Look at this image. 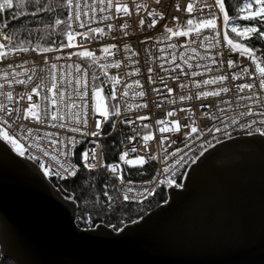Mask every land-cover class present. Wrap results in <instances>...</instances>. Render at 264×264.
Masks as SVG:
<instances>
[{"label": "built area", "instance_id": "obj_1", "mask_svg": "<svg viewBox=\"0 0 264 264\" xmlns=\"http://www.w3.org/2000/svg\"><path fill=\"white\" fill-rule=\"evenodd\" d=\"M124 2L128 3L132 9L131 16L124 17L122 14H116L114 9L105 13L97 11L94 14L95 19L86 23L84 28H80L79 23L88 21V17H82L81 21L71 22L68 20L66 7L68 23H72V28L69 30L83 33L89 28L99 27L104 30L103 34L89 32L87 38L77 35L75 45L71 48L58 46L53 47V49H59L58 51L39 52L33 51L34 47H29L28 52L11 54L0 59V84L4 85L0 91H12L14 99L18 101L13 104L7 101L4 96H0V103L7 104L9 108L19 107L21 110L29 103H37L40 105L37 111L45 121L37 123L34 120H25L22 118L23 111H21L19 120H16L17 114L13 113L7 124L0 122V128L8 131L13 139L17 140V144L23 152V155L21 153L19 155L40 165L44 164L45 167L42 168L44 175L45 168L53 173L45 175L48 180L50 178L61 179L54 174L56 171H60L66 177L64 179L76 176L81 168H86L81 159L82 153L95 150L96 159L92 160L90 157L89 162L95 164L96 167L104 166L106 168L107 174L115 179L114 191L120 199L136 203L150 196L145 192V189L151 190V195H154L163 186L167 197L166 184H169V181H179V185H181L183 174L188 165L210 143L221 138L259 133L255 129L264 127L259 123L264 117L241 115V113L246 112L248 107L257 113L264 111V91L258 86L259 80L255 76L249 75L254 72L255 68L251 58L242 56L238 51H233L223 40L221 31L223 17L215 0H161L160 4H157L155 0H124ZM188 2L195 4V10L191 15L184 11ZM136 4L147 5V9L142 8L137 13ZM176 5L180 6V10H177ZM207 5H211V7ZM153 9L161 12L164 18L157 19L156 26L149 28L147 22L151 20V17L147 16V11ZM109 12L116 18L101 19ZM141 17L146 20L144 27L139 26ZM173 17L177 19H173ZM203 18H215L217 27L203 29L199 34L190 31L187 35L179 36L167 32L165 28V26L171 27L174 32L188 31V19L199 21ZM124 23L129 25L127 29L121 28ZM109 24L113 25L111 30L108 28ZM0 25L3 24L0 23ZM0 33L6 35L4 27H0ZM0 42L7 43L3 40ZM67 43L66 39L65 44ZM111 45H115V47H110ZM125 45H128L127 49ZM105 47H109V52L103 51ZM83 51L91 52L93 56H80L79 53ZM56 57H60V59H56ZM84 59L98 67L111 86V94L112 92L116 93L114 102L115 106L119 107L120 115L114 116L111 130L105 135L102 133L105 120L95 112L96 101L89 99L94 88L98 87L93 86L92 74ZM229 60L233 61L234 67H228ZM116 63H119V67L112 66ZM9 64L13 65V68H9ZM52 64L56 65L55 69L52 68ZM17 65L19 67H16ZM77 65L79 70H77ZM149 68L152 69L151 72H149ZM244 68H248L249 74H241ZM5 73L8 74L7 79ZM17 73L19 75H16ZM237 74L240 75L233 80L232 76ZM14 75L16 79L20 80H27L28 76L34 78L28 84L13 83L9 87V82ZM53 75L57 88L49 92L48 87L53 82ZM221 75L226 76L227 79L223 82L218 81L216 84L203 83L205 80L215 79ZM41 77L44 78L45 87L42 90L37 89L39 94L33 95L32 101H28L26 97L20 100L19 94L31 92V89L41 82ZM112 77H115V81L111 79ZM149 77H151V82ZM137 81H139V85H137ZM244 83H253L255 87L252 90L240 91L237 86ZM225 87L229 90L220 92L218 96L210 95L197 98L198 93L219 91ZM168 88L172 89L171 93L168 92ZM141 91L144 92V96L137 95ZM60 92L64 93L63 99L59 95ZM78 92L86 94L84 99L89 107H69L73 104H82L80 96L77 95ZM125 92L127 95H124ZM253 93L256 94L254 99H241V97H248ZM101 96L103 97L102 93ZM182 96L186 99L181 100ZM104 102L103 97L102 103L104 104ZM77 111L88 113L87 127L75 124L71 113ZM168 112H173L174 115L168 116ZM54 113L62 116L63 120L53 121L51 116ZM139 116H147L148 119L139 120L137 119ZM5 119L8 118L5 117ZM14 120L15 123H13ZM158 120H165L168 123L167 125L158 124ZM232 120H235L236 123L233 124ZM254 120L257 123L253 124L251 129L246 127ZM97 121L102 123L101 134L96 137L85 134L97 131L95 127ZM125 121L133 123H125ZM172 121H178L181 125L179 132L161 133L159 131L161 127H172ZM56 123H65L67 127H53L52 125ZM145 124L149 127L145 128ZM186 124L197 127L198 132L186 136L185 133L190 132V128L183 127ZM20 125H23L24 129L31 128L32 133H26ZM77 126L81 127V132L70 130L71 127ZM119 126L123 128L125 138L118 144L116 159L106 162L102 155V142ZM209 129H213V131L209 132ZM215 129H220V131H215ZM147 133H151L154 139L147 142L148 146L145 149L142 137ZM198 135L199 139L196 138ZM129 137H135V139L130 142ZM163 137H167V139L161 144L160 141ZM51 139L62 141L61 144L55 146L57 150L54 153ZM36 145H39L40 148L38 149ZM132 147H136L137 151L131 152ZM43 149L57 155L60 164L74 165L76 174L68 176L60 164L43 155ZM61 150L67 155H60ZM125 151L129 152V159L143 156L145 160L143 164L153 161L148 177L145 179L130 177L129 165L119 159ZM153 155L156 159H149ZM109 165H119V168L113 172L109 169ZM165 169L168 171H164ZM135 170L138 175H144L146 172L144 168ZM173 187L179 188L180 186ZM128 188H132L133 191L127 192ZM125 195L130 199L125 200Z\"/></svg>", "mask_w": 264, "mask_h": 264}, {"label": "water", "instance_id": "obj_2", "mask_svg": "<svg viewBox=\"0 0 264 264\" xmlns=\"http://www.w3.org/2000/svg\"><path fill=\"white\" fill-rule=\"evenodd\" d=\"M194 159L180 187L166 184V200L137 220L116 231L101 223L84 229L75 224L76 203L0 138V257L14 264H264V135L221 138Z\"/></svg>", "mask_w": 264, "mask_h": 264}, {"label": "snow or ice", "instance_id": "obj_3", "mask_svg": "<svg viewBox=\"0 0 264 264\" xmlns=\"http://www.w3.org/2000/svg\"><path fill=\"white\" fill-rule=\"evenodd\" d=\"M155 2L157 4L161 3V0H155ZM64 4L68 9V20L71 22H77V21H81L82 17H88V21L86 22H81L79 23V27L80 28H84L86 26V23H90L95 19L94 14L99 11L100 13H105L108 10H113L116 14H122L124 17H128L132 15V9H130L128 3L124 2V0H91V3H89V0H64ZM215 4L218 6L219 10L221 13H224L223 15V20H224V24L225 26L228 25L229 22V15L228 13L225 11V3L224 0H215ZM37 5H39V0H37ZM18 4L14 3V0H0V13L5 12L6 10H11L14 9L15 7H17ZM208 7H211V5H207ZM177 10H180V6L176 5ZM147 9V5L144 4H136L135 5V10L137 11V13H139L140 9ZM195 10V4L194 2H188L184 11H186L189 15H191ZM55 9H53L51 6H37L35 8V10H33L30 15L33 17H38L41 13H45V12H54ZM247 11L248 14L243 16L242 19L244 20H249V21H260V22H264V0H247V2H245L243 4V6L240 8V12H245ZM90 13H92L93 15H89ZM19 15H26V13L21 12ZM147 16L151 17V20L147 22V27L152 28L155 27L157 24V19H163V14L161 12H157L156 10H148L147 11ZM212 16L214 17L215 14L213 13ZM18 16L16 14H13V19H17ZM116 18L115 15H113L111 12H109L108 15H103L101 17V19L103 20H109V19H114ZM173 19H177L176 17H173ZM65 21L62 19H55L54 24L55 26H60L62 24H64ZM146 25V20L145 18L141 17L139 19V26L140 27H144ZM187 26H188V31H176L174 32L173 29L171 27L165 26L166 31L169 33H172L173 35L179 36V35H187L188 32L190 31H194L197 34H199L203 29H215L217 27L216 24V20L215 18H203L200 19L199 21H194L193 19H188L187 20ZM0 27H7V24L4 25H0ZM68 29L72 28V23H68L67 25ZM129 27V25L127 23H124L121 25L122 29H127ZM108 28L111 30L113 28V25L109 24ZM89 32L92 33H99V34H103L104 30L102 28H89L88 31L83 32V33H77L74 31H66L65 32V37L68 41L67 44H61L60 48H71L75 45V38L77 35H81L85 38L88 37ZM231 33H234L236 35V37H239L241 40H253V39H260V40H264V29H262L261 27L255 26V25H251V26H245V27H239V26H232L231 27ZM125 35H127V33L125 32ZM205 39H208L207 37H205ZM0 40L6 41L7 43H2L0 42V59H3L11 54H18V53H22V52H28L30 49L29 47L24 46L25 41L24 40H20L18 43L14 44L12 42V39L7 36L4 35L3 33H0ZM223 40L227 42V45H229L231 47V49L233 51H240V54L242 56H247L250 57L252 60V63L255 65L254 68V72L249 74V70L248 68H244L241 71V74H249L250 76H255L258 80H259V88L264 91V63L262 62H257L258 61V57L255 55V51L252 47H248L243 43H238L235 42L234 39H231L229 37L228 33H225L223 36ZM30 43V42H29ZM80 47H83V45H80ZM110 47H115V45H111ZM125 48H128V45H125ZM33 51H39V52H52L54 50H59V49H53L52 47H44V48H39L37 46V48H33ZM103 51L105 53L109 52V47H105L103 49ZM80 56L82 57H92L93 53L88 52V51H83L79 53ZM133 55H135V53H133ZM56 59H60V57H56ZM114 67H119V63H116L114 65H112ZM234 63L232 60L228 61V67L232 68L234 67ZM9 68H13V65L9 64L8 65ZM16 67H19V65H17ZM77 70H79V66L77 65ZM52 68L55 69L56 65L52 64ZM152 69L149 68V72H151ZM16 75H19L18 73ZM51 75V74H50ZM193 75H195V73H193ZM238 75H233L232 79L235 80L238 78ZM8 74L5 73V78L7 79ZM33 76H28L27 80H20V79H16L15 75L12 77V80L9 82V87H11V85L14 84H28L29 82H31L33 80ZM95 79V77H93ZM53 82L51 83L50 87H48V91L52 92L53 89L57 88V83L55 82V76H52ZM62 79V78H61ZM113 81H115V77L111 78ZM225 79H227L226 76L221 75L215 79H211V80H205L203 81L204 84H216L218 81L219 82H223ZM41 82L36 84L35 87H33L31 89V92H26V93H22L19 94V99L23 100L25 99V97L27 98L28 101H32L33 100V95H38L39 93L37 92V89H43L45 87L44 85V78L41 77L40 78ZM149 80L151 82V77H149ZM118 82V81H116ZM77 83H79V81H77ZM137 85H139V81L136 82ZM238 89L240 91H244L245 89L247 90H252L255 85L253 83H244V84H240L237 86ZM4 85L0 84V89H3ZM229 89L228 88H221L219 91H212V92H201L197 94V98L203 96V97H207V96H218L220 95V92H227ZM101 92L102 89L100 88H94L92 95L89 97V99L96 101L94 108H95V112L99 114L100 117L103 118V120H108L110 115H120V110L118 106H113L115 108L114 112H110L109 110H107L102 101H103V97L101 96ZM168 92L171 93L172 89L168 88ZM61 99H63L64 93L60 92L59 93ZM77 95L80 96L82 104L81 105H70L69 107H76V108H86L89 107V105L87 104V102L84 99V96L86 94H82L80 92L77 93ZM124 95H127V92L124 93ZM137 95L139 96H144V92L141 91L139 93H137ZM255 93H253V95L248 96V97H241V99H254L255 97ZM0 96H4L7 101H9L10 103H18L17 100L14 99V94L12 91H7V92H3L0 91ZM45 99H47V97H44ZM116 98V93L112 92L111 94V99H115ZM181 100L186 99V97H180ZM187 99H190V97H187ZM40 105L37 103H29L25 108H23V110H21V108L19 107H12L9 108L7 104L4 103H0V122L7 124L8 120L12 118V114L16 113V120H19L20 117V113L21 111H23V119L25 120H34L37 123H44L45 121L41 118L40 113L37 111V109H39ZM144 107H146V105H144ZM183 110V109H182ZM168 116H173L174 113L173 112H168L167 113ZM241 115H247V116H261L264 117V111L262 112H254L253 109L251 107H248L246 112L241 113ZM72 118L75 121L76 125H83L84 127H87L88 125V120H87V116L88 113L86 111H77V112H73L71 113ZM5 117H7L8 119H5ZM51 119L53 121H61L63 120L62 116H59L57 114H52ZM137 119L139 120H146L148 119L147 116H139L137 117ZM233 124L236 123L235 120L231 121ZM13 123H15V120L13 121ZM125 123H133L132 121H125ZM158 124H162V125H167V121L165 120H158L157 121ZM172 127H161L159 129V131L161 133L164 132H179L181 129V125L179 124L178 121H172ZM257 123V121H252L251 124L246 125V127H248L249 129L252 128V125ZM259 123L261 125H264V119H261L259 121ZM194 125V122H193ZM193 125H184L183 127H188L190 128V132L185 133L186 136H191L192 133H197L198 129L197 127L193 126ZM53 127H59V128H64L67 127V125L65 123H56L52 125ZM20 127L22 129H24L23 125H20ZM95 127L97 129V131L91 132V133H85L87 135H91L93 137L99 136L101 134L100 129L102 128V123L100 121H97L95 124ZM145 128H148L149 125L145 124L144 125ZM73 132H81L82 129L81 127H71L70 129ZM24 131L28 134L32 133V129L31 128H26L24 129ZM209 132L213 131V129H209ZM215 131H220V129H215ZM255 131L259 132L261 135H264V127H258L255 129ZM227 134V133H225ZM49 136H52L53 134H47ZM0 137H2L4 140L9 141L10 143H12L14 146H17V140L13 139V136L9 134L8 131H5L3 128H0ZM197 139H199V135L196 137ZM132 139H135V137H129V141L131 142ZM143 141L145 142L144 146L145 149H147V142L151 141L154 139L153 135L151 133H147L145 135H143L142 137ZM167 139V137H163L160 141L161 144L164 143V140ZM62 141H58L56 139H51V145L53 146V153L56 152V145L61 144ZM36 147L39 149L40 146L36 145ZM185 147H187V145H185ZM131 152H136L137 148L136 147H132L130 149ZM179 151V150H178ZM21 154L23 155V152H21ZM43 155L50 157V159L52 161H54L57 164H60V161L58 160L57 155L50 153L47 149H43ZM60 155H67V153H64L62 150L60 151ZM172 155H175V153H172ZM185 155H187L185 153ZM201 155H203V153H201ZM129 152L125 151L123 152L119 159L129 165V166H136V165H142L145 160L143 156H136L134 159H129ZM95 160L96 159V153L95 150H90V151H85L82 153L81 159L84 162V167L88 168V169H93L96 167L95 164L90 163L89 159ZM35 158V157H33ZM149 159H156V157L150 156ZM181 159H183V157H181ZM198 159V157H197ZM196 160L193 159L192 163H195ZM41 167L44 168V164H41ZM60 167L63 168V171L65 173H67L68 176H73L76 174L75 171V166L68 164H60ZM109 169L113 172L116 171L117 168H119V165H109L108 166ZM164 171H168V169H165ZM53 174L52 172H50V170L48 168H45V175H50ZM55 175H57L58 177H60L61 179L66 178L60 171H56L54 173ZM121 182L123 183V180H121ZM170 185L173 183L172 181L168 182ZM179 186V185H177ZM133 189L132 188H128L127 192H132ZM145 192H147L148 195L152 194V191L149 189H145ZM105 195H107V193H105ZM109 199H111V197H109ZM125 200L130 199L129 196L125 195L124 197ZM118 230V229H117Z\"/></svg>", "mask_w": 264, "mask_h": 264}, {"label": "trees", "instance_id": "obj_4", "mask_svg": "<svg viewBox=\"0 0 264 264\" xmlns=\"http://www.w3.org/2000/svg\"><path fill=\"white\" fill-rule=\"evenodd\" d=\"M245 2L247 0H224L225 11L230 18L228 25L225 26V31L235 42L252 47L255 55L259 58L258 61L264 63V40L258 38L241 40L234 33H231L232 26L245 27L255 25L264 29V22L244 20L240 17L239 6ZM14 3L18 4V6L0 13V23L3 25L7 24V27H4L5 34L12 39L14 44L24 40V46L26 47L53 48L66 43L65 32L69 31V29L67 27L68 20L64 0H39V5H37V0H14ZM37 6H51L55 11L41 13L38 17H33L30 13ZM21 12L26 13V15H19ZM13 14H16L18 18L13 19ZM58 18L64 20L65 23L55 26L54 21ZM84 62L88 65L92 74L93 86L102 89L101 93L105 101L104 107L110 112H114L115 108L113 106H115V102L114 99H111L110 84L96 65L86 59H84ZM114 116L110 115L109 119L104 122L102 129L104 135L111 130ZM124 138V130L119 126L103 140L102 155L106 162L116 159L118 144ZM36 164L42 170L41 165ZM152 165L153 161H148L143 165L129 166L130 177L133 179H145L149 176ZM139 168L145 169L144 175H138L135 172V169ZM49 181L62 196L76 203L75 224L77 227L84 229L101 223L116 231L123 224L137 220L142 214L166 200L163 186L160 187L156 194L150 195L141 202L132 203L120 199L114 191L115 179L107 174L104 166L93 169L81 168L79 173L70 179L50 178ZM177 185H179V181L172 183V186ZM0 264L14 263L8 258L0 257Z\"/></svg>", "mask_w": 264, "mask_h": 264}, {"label": "rangeland", "instance_id": "obj_5", "mask_svg": "<svg viewBox=\"0 0 264 264\" xmlns=\"http://www.w3.org/2000/svg\"><path fill=\"white\" fill-rule=\"evenodd\" d=\"M244 4V3H243ZM243 4H241L239 7L241 8L242 6H243ZM248 14V12L247 11H245V12H240V17H243V16H245V15H247ZM5 141H7V140H5ZM8 143H9V145H10V147H11V149L13 150V151H15L16 153H21L22 152V150H21V148H20V146L18 145V147L17 146H14L12 143H10L9 141H7ZM136 166H139V165H136Z\"/></svg>", "mask_w": 264, "mask_h": 264}]
</instances>
